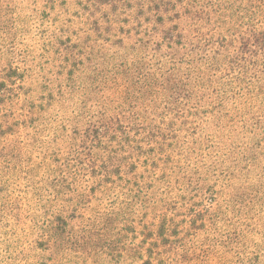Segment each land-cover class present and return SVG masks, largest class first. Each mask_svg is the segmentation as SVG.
Masks as SVG:
<instances>
[{"label": "rangeland", "instance_id": "1", "mask_svg": "<svg viewBox=\"0 0 264 264\" xmlns=\"http://www.w3.org/2000/svg\"><path fill=\"white\" fill-rule=\"evenodd\" d=\"M263 25L264 0H0V82L28 87L44 104L36 111L38 131L30 125L0 142V264L52 259L55 264H141V254L147 259L152 252L146 264H264V151L250 145L252 135L239 125L233 129L232 123L214 120L230 119L225 115L234 107L243 108L240 100L230 97L222 111L195 113L196 106L216 101L209 93L210 76L218 77L229 56L238 54L241 66L249 63ZM200 71L206 82L196 81ZM150 80L158 84L151 86ZM246 83L235 80L237 86ZM112 85L122 90L119 96L112 97L106 87ZM96 87L103 88L104 99L143 106L157 120L172 115L174 100L191 102L192 109L177 114L181 123L174 126L183 140L182 157L196 169L205 162L227 173L225 200L208 195L186 203L177 193L188 184L174 183V175L167 188L153 185V197L165 207L151 211L146 225L138 224L128 205L136 199L124 186L132 184L134 173L125 169L119 208L73 217L62 235L65 253L57 248L50 254L38 241L48 210L39 184L43 169L37 151L44 149L39 139L53 138V130L75 116L80 101L94 102L95 94L87 91ZM46 95L52 97L48 109ZM50 115L57 118L50 121Z\"/></svg>", "mask_w": 264, "mask_h": 264}, {"label": "trees", "instance_id": "2", "mask_svg": "<svg viewBox=\"0 0 264 264\" xmlns=\"http://www.w3.org/2000/svg\"><path fill=\"white\" fill-rule=\"evenodd\" d=\"M210 57L215 59L214 54ZM131 59L132 57L124 62L126 69L131 67L129 65L132 64L129 62ZM237 59L238 54L229 56L221 66L222 69H217L218 77L210 76L212 88L209 93L215 94L216 101L212 102V99L210 102H205L207 104L204 107L196 106L195 113L204 114L208 111L205 109L219 110L218 107L222 111L229 103L230 97L240 100L243 108L234 107L233 111L225 115L226 118L231 117L230 119L214 120L232 123L233 129L239 125L238 128L243 134L252 135L255 142L250 145L254 144L256 149L261 148L263 152L264 30L261 32V38H258L254 51H250L249 63L241 66ZM137 68H132L129 72ZM202 72L196 75V81L206 82ZM129 74L126 73V75ZM134 74L136 75V72ZM236 79L247 83L237 86ZM150 81L151 86L158 84L155 80ZM6 82L7 80L5 83L0 82V142L8 141V134L14 135L19 129L30 125L34 131H38V125L41 123L37 124V121L41 117L36 116V111H39V105H44L43 101H39L40 97L36 93H30L31 90L28 87H20L12 82L7 85ZM221 82H224V85L218 84ZM139 86H142L140 81ZM106 87L112 89V97L119 96L122 92L118 85ZM194 88L192 86V92ZM102 89L89 88L87 94H95V101H80L77 106L79 109L77 108V112L74 113L75 116L64 122L58 131L54 129L56 134L53 138L39 139L40 145H44L43 150L37 151L41 155L39 166L43 169L42 181L39 184L42 187L41 194L46 197L44 202L48 210L40 226L43 236L38 241L43 249H49L50 254L55 255L57 248L63 251L61 254L65 253L66 247L63 244L62 235L69 231L73 217L84 216L92 211L103 210V212L106 211L104 213H109L119 208L121 202L118 194H124V191L119 188L121 185L119 180L125 178L123 175L125 169L127 172L134 173L133 180H130L132 184L126 183L124 186L128 187L129 196L136 199L128 205L131 209L132 221H137L138 224L146 225V219L150 218L148 216L151 211L156 212L159 208L165 207V204H159L158 199L153 197L157 193L153 185L166 183L167 188L174 175V183L188 184L177 193L179 196L183 195V199L187 198L186 203H191L193 197L203 201L208 195H212L218 202L225 200L222 182L230 176L227 173H217L205 162L196 169L184 161L185 157H182L184 155L181 150L183 140L174 133V126L181 123L178 121L180 117L177 118V114L186 113L192 109L191 102L174 100L170 104L172 115H164L161 120H157L148 115L147 110H143V106L141 110L140 107H135L131 103L104 99ZM126 90L130 92V87ZM5 96L9 97V102L2 98ZM83 96L85 97V94ZM45 98L48 109L52 105V97L46 95ZM201 102L202 99L199 103ZM234 115H237L238 119L233 117ZM32 118L33 122L30 124ZM56 118V115L48 117L50 121ZM210 121L215 123L213 120ZM215 125L217 127V124ZM252 138L246 140L252 141ZM171 146H175V150H171ZM242 160L246 162L245 158ZM249 163L247 161L246 165ZM215 177L218 178L213 179ZM220 193L224 195L222 199H219ZM105 199L107 204H104ZM200 201L194 205H200ZM172 202L173 206L177 203V201ZM181 209L185 211L187 206L183 205ZM201 210L210 209L201 208ZM156 219L157 215L153 220L156 221ZM151 223L154 224V222ZM134 229L135 227L132 230ZM122 254L124 252L120 256ZM149 255L150 257L144 259V255L141 254V264L150 263L153 260V252ZM47 264H55V260L47 261Z\"/></svg>", "mask_w": 264, "mask_h": 264}]
</instances>
